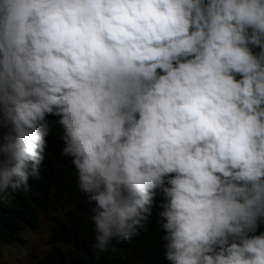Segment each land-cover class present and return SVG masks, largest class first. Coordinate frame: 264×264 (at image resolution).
Here are the masks:
<instances>
[{
	"label": "clouds",
	"instance_id": "9594fccd",
	"mask_svg": "<svg viewBox=\"0 0 264 264\" xmlns=\"http://www.w3.org/2000/svg\"><path fill=\"white\" fill-rule=\"evenodd\" d=\"M58 149L97 258L158 206L169 264H264V0H0V201Z\"/></svg>",
	"mask_w": 264,
	"mask_h": 264
},
{
	"label": "trees",
	"instance_id": "16d2710c",
	"mask_svg": "<svg viewBox=\"0 0 264 264\" xmlns=\"http://www.w3.org/2000/svg\"><path fill=\"white\" fill-rule=\"evenodd\" d=\"M57 145L59 141L56 143L53 138H49V147L56 148ZM60 150L56 151L54 160L45 152L39 175L30 176L27 189L9 190L4 194L5 198L0 201V240L11 241L24 229L35 228L40 213L47 210L55 199L67 195L52 181L59 177L61 158H67L61 155ZM36 191L38 196L31 197V193L36 194ZM160 200L159 195L156 198L157 205ZM160 210L158 206L153 208L147 231H142L131 241L114 239L109 251L97 258L94 225L90 220L92 211L77 216L69 209L64 219L53 225L44 264H169L164 258L163 232L157 224ZM260 232H264V224L259 226L256 234Z\"/></svg>",
	"mask_w": 264,
	"mask_h": 264
},
{
	"label": "rangeland",
	"instance_id": "374dc122",
	"mask_svg": "<svg viewBox=\"0 0 264 264\" xmlns=\"http://www.w3.org/2000/svg\"><path fill=\"white\" fill-rule=\"evenodd\" d=\"M60 209L41 213L35 228L24 229L11 241L0 240V264H44L50 247L53 217Z\"/></svg>",
	"mask_w": 264,
	"mask_h": 264
},
{
	"label": "bare ground",
	"instance_id": "6f19581e",
	"mask_svg": "<svg viewBox=\"0 0 264 264\" xmlns=\"http://www.w3.org/2000/svg\"><path fill=\"white\" fill-rule=\"evenodd\" d=\"M6 200V199H5Z\"/></svg>",
	"mask_w": 264,
	"mask_h": 264
}]
</instances>
